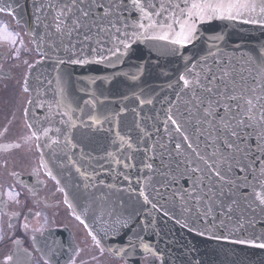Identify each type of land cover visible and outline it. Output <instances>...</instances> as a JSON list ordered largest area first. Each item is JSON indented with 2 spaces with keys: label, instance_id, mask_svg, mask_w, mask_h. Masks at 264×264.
<instances>
[{
  "label": "water",
  "instance_id": "water-1",
  "mask_svg": "<svg viewBox=\"0 0 264 264\" xmlns=\"http://www.w3.org/2000/svg\"><path fill=\"white\" fill-rule=\"evenodd\" d=\"M50 2L55 0H0V8L23 26L40 55L23 80L29 95L24 115L43 170L63 192L71 214L80 216L88 235L125 264H264V249L234 242L264 233V211L257 208L253 213L241 201L240 210L251 221L244 229L237 227L240 210L232 213V220L218 211L215 218L198 219L183 211L181 201L173 197L180 187L190 186L187 180L165 187L167 177L160 175L164 170L159 160L148 161L157 171L144 168L143 163L156 142L168 140L164 124L168 110L175 111L174 106L187 98L178 95L182 87L178 78L187 60H200L213 43L212 51L218 47L225 58L252 54L264 45V27L240 19H212L198 24V39L175 54L165 50L173 46L164 41H136L117 59L107 51L82 53L79 45L73 50L66 37L61 41L54 28L46 27L55 14L47 7ZM218 35L223 40L214 42L211 38ZM70 59L91 62L71 64ZM131 74L138 79H129ZM91 117L100 123L93 124ZM118 136L132 147L121 146ZM141 189L148 203L139 195ZM244 192L249 201L254 199L249 195L252 189ZM117 219L127 226L116 224Z\"/></svg>",
  "mask_w": 264,
  "mask_h": 264
},
{
  "label": "snow or ice",
  "instance_id": "snow-or-ice-1",
  "mask_svg": "<svg viewBox=\"0 0 264 264\" xmlns=\"http://www.w3.org/2000/svg\"><path fill=\"white\" fill-rule=\"evenodd\" d=\"M47 7L55 14L46 27L54 28L61 41L66 37L71 49L79 45L82 53L107 51L117 59L136 41H164L173 46L165 50L175 54L178 48L198 39V24L212 19H240L244 24L264 27V0H55ZM245 15L247 18H243ZM211 39L220 41L223 36ZM68 45L66 50H69ZM212 47H216L215 43L200 60H187L178 78L182 82L178 95L187 98L182 105L174 106L175 111L168 110L164 121L168 140L156 142L151 149L153 154L143 163L144 168L157 171L148 161L159 160V168L164 170L160 175L167 177L165 187L170 183L179 184L181 179L187 180L188 188L180 187L173 192V197L181 201L183 211L205 220L210 216L215 218L214 213L218 211L221 217L232 220V213L240 210L241 201L253 213L257 208L264 211V45L252 54L228 55L227 58L220 55L218 47L215 52ZM102 59L108 60V57ZM68 62L91 61L70 59ZM129 79L135 81L138 76L131 74ZM140 103L151 104L152 100H140ZM90 119L93 124L100 123L95 117ZM47 134L45 129L44 135ZM117 138L121 146L132 147L124 137ZM172 143L174 148L170 149ZM125 166L132 167L131 164ZM245 189H252L249 195L253 200L249 201ZM139 195L144 203L149 202L143 189ZM240 211L237 227L244 229L251 221ZM76 219L80 220V216ZM115 223L127 226V222L120 219ZM223 223L221 220V226ZM261 240L264 233L234 242L264 249V242H257ZM142 247L155 256L147 245ZM11 259L7 257L5 264Z\"/></svg>",
  "mask_w": 264,
  "mask_h": 264
},
{
  "label": "flooded vegetation",
  "instance_id": "flooded-vegetation-1",
  "mask_svg": "<svg viewBox=\"0 0 264 264\" xmlns=\"http://www.w3.org/2000/svg\"><path fill=\"white\" fill-rule=\"evenodd\" d=\"M38 58L22 26L0 11V264H125L88 235L42 168L24 115L23 80Z\"/></svg>",
  "mask_w": 264,
  "mask_h": 264
},
{
  "label": "rangeland",
  "instance_id": "rangeland-1",
  "mask_svg": "<svg viewBox=\"0 0 264 264\" xmlns=\"http://www.w3.org/2000/svg\"><path fill=\"white\" fill-rule=\"evenodd\" d=\"M27 35V34H26Z\"/></svg>",
  "mask_w": 264,
  "mask_h": 264
}]
</instances>
